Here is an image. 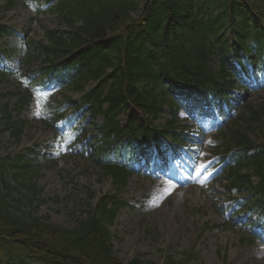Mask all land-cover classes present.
I'll return each instance as SVG.
<instances>
[{"label": "trees", "instance_id": "1", "mask_svg": "<svg viewBox=\"0 0 264 264\" xmlns=\"http://www.w3.org/2000/svg\"><path fill=\"white\" fill-rule=\"evenodd\" d=\"M214 1H59L57 9L69 31L46 32L48 45L31 42L30 59L44 57L47 66L43 70L65 81L75 79L76 91L83 93L82 104L96 118L103 117L99 128L102 145L95 150L97 163L109 159L115 150L128 147L130 154L133 143L156 139L161 131L167 133L154 123L166 108L176 121L178 106L171 99L177 86L200 91L195 103L209 95L222 99L235 88L237 64L250 55L261 65L264 0H220L216 14ZM13 5L8 2L6 9ZM134 13H140L138 19L132 17ZM227 24L230 38L222 35ZM7 33V26L0 24V34ZM214 60L217 70L211 67ZM4 77L0 74V82ZM90 81L95 85L86 90ZM28 99L26 94L20 104H27ZM121 114L122 121L118 119ZM3 119L4 128L19 138L25 123L14 121L7 107ZM236 127L228 136L241 162L228 175L227 187L247 184L264 203V146L255 147L248 135L255 132L264 140V102L248 107ZM20 158H0V264H124L115 257L110 232L123 203L114 196L104 197L72 229L22 213L17 206L22 200L13 197L19 190L6 181L7 171H14L13 180L20 189L32 191L34 197L37 189L34 184L19 182L25 174L18 171L26 170L30 162ZM103 169L121 188L126 187L130 174L125 169ZM28 201L30 205L34 202ZM192 258L176 261L168 256L158 263L135 257L128 264H193Z\"/></svg>", "mask_w": 264, "mask_h": 264}, {"label": "rangeland", "instance_id": "2", "mask_svg": "<svg viewBox=\"0 0 264 264\" xmlns=\"http://www.w3.org/2000/svg\"><path fill=\"white\" fill-rule=\"evenodd\" d=\"M10 1L16 4L13 8L6 9L7 2ZM30 1L32 4L27 7L22 3L24 0H0V24L7 26L10 31L20 33V37L25 36L29 42L43 40L47 30L68 31L64 19L50 11L37 18L36 9L39 7L33 0ZM43 6L45 5H41L40 9ZM16 49L25 51L14 36L0 34V68L18 66L21 58L26 61L25 53L14 54ZM38 66L39 63H35V68ZM22 75L25 76L24 71L18 73V77ZM75 87L73 84L62 88L49 85L48 88L35 89L40 93H48L49 104L53 109L66 110L68 98L76 101L80 97ZM17 92H24L20 80L5 78L0 82V122L3 110L7 107L15 119L19 118L27 123L19 139H13L9 132L0 128V157H34L30 176L34 171L39 172L38 178L34 175L32 180L41 192L40 198L46 201L34 213L27 200L23 201L24 205L20 209L46 218L51 224L73 228L89 212L90 194L100 197L101 194L112 192L113 182L101 176L90 159L79 154L77 148L83 151L80 143L78 146L72 143L75 147L69 149L62 144L63 140H57L48 131L39 117L37 101L19 106ZM263 96L264 90H261L251 100L253 103L258 100L261 102ZM88 114L90 112L83 115L87 121L85 133L86 139L93 144L97 138V121L89 119ZM68 115L70 111L67 112L66 116ZM75 118L78 116L73 117ZM70 125L76 124L73 121ZM216 137L217 135L207 138V144L194 171H191V176L182 172L184 176H181V182L154 181L142 176H134L130 180L125 194L121 195L129 207L120 212L110 229L115 256L123 263L127 264L135 257L158 263L168 256H173L176 261H185L192 254L193 264H264V249L241 241L247 232L224 223L218 212L221 202L218 200L216 206L213 196L207 192L206 184H201L211 174L205 170V164L211 154L215 155V150L211 151L209 146ZM30 150L35 154L30 155ZM12 174L11 170L8 171L7 180L13 181ZM198 175V181H192L191 178H197ZM184 178L190 181L185 182ZM212 187H215L216 192L222 188L219 183ZM20 193L24 198L29 197L25 190ZM244 195L246 194H240L239 197ZM207 226L220 227L205 232V229H209Z\"/></svg>", "mask_w": 264, "mask_h": 264}]
</instances>
